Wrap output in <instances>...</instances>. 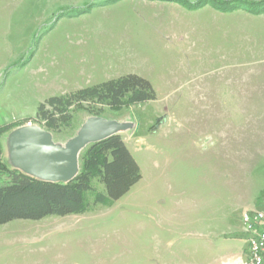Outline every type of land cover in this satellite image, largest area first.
Masks as SVG:
<instances>
[{"label": "rangeland", "instance_id": "374dc122", "mask_svg": "<svg viewBox=\"0 0 264 264\" xmlns=\"http://www.w3.org/2000/svg\"><path fill=\"white\" fill-rule=\"evenodd\" d=\"M128 74L155 99L79 105L58 133L35 120L50 97ZM90 117L129 125L141 179L106 204L84 193L79 215L0 225V264H221L207 246L264 212V0H0L7 167L28 120L64 146Z\"/></svg>", "mask_w": 264, "mask_h": 264}, {"label": "trees", "instance_id": "16d2710c", "mask_svg": "<svg viewBox=\"0 0 264 264\" xmlns=\"http://www.w3.org/2000/svg\"><path fill=\"white\" fill-rule=\"evenodd\" d=\"M155 99L151 84L128 74L116 79L50 97L38 105L35 120L48 131L58 133L71 125L72 110L79 105L103 104L109 108L134 106ZM12 124L0 127V225L14 220L38 221L50 216L64 217L84 213L89 205L84 193H93V205L123 197L141 179L138 164L120 135L88 145L79 155V170L68 183H49L7 167L2 158L1 139ZM97 180L104 192H97Z\"/></svg>", "mask_w": 264, "mask_h": 264}, {"label": "water", "instance_id": "95a60500", "mask_svg": "<svg viewBox=\"0 0 264 264\" xmlns=\"http://www.w3.org/2000/svg\"><path fill=\"white\" fill-rule=\"evenodd\" d=\"M128 129V124L90 117L74 137L64 146H59L48 132L39 127L23 126L6 138L8 161L12 169L37 180L68 183L77 175L79 155L83 149Z\"/></svg>", "mask_w": 264, "mask_h": 264}, {"label": "built area", "instance_id": "2783aa9c", "mask_svg": "<svg viewBox=\"0 0 264 264\" xmlns=\"http://www.w3.org/2000/svg\"><path fill=\"white\" fill-rule=\"evenodd\" d=\"M26 126H33L32 120H28ZM241 224L249 237L246 257L238 264H264V212H245L241 217Z\"/></svg>", "mask_w": 264, "mask_h": 264}, {"label": "crops", "instance_id": "0c3cea01", "mask_svg": "<svg viewBox=\"0 0 264 264\" xmlns=\"http://www.w3.org/2000/svg\"><path fill=\"white\" fill-rule=\"evenodd\" d=\"M6 143V139H5ZM2 144V142H1ZM5 155L8 158L7 153V146L5 144ZM3 148H2V155H3ZM3 158V156H2ZM242 225V224H241ZM242 233H239V237L235 234L229 237H226L224 241H217L216 243H210L207 246L210 251V254L217 252L219 254L218 259H224L221 264H238L240 260L244 259L247 254V239L249 235L244 231L243 227H241Z\"/></svg>", "mask_w": 264, "mask_h": 264}]
</instances>
